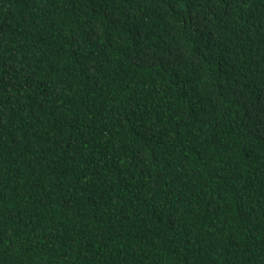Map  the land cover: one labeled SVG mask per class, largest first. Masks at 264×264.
Here are the masks:
<instances>
[{"label": "trees", "instance_id": "trees-1", "mask_svg": "<svg viewBox=\"0 0 264 264\" xmlns=\"http://www.w3.org/2000/svg\"><path fill=\"white\" fill-rule=\"evenodd\" d=\"M0 264H264V0H0Z\"/></svg>", "mask_w": 264, "mask_h": 264}]
</instances>
